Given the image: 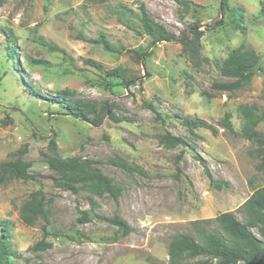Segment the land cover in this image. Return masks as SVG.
Segmentation results:
<instances>
[{
	"label": "rangeland",
	"instance_id": "374dc122",
	"mask_svg": "<svg viewBox=\"0 0 264 264\" xmlns=\"http://www.w3.org/2000/svg\"><path fill=\"white\" fill-rule=\"evenodd\" d=\"M190 1L4 0L0 165L28 145L24 160L37 176L0 180V227L9 229L10 247L16 252L9 256L13 264H170L171 239L180 233L198 237L194 221L228 211L246 221L243 205L264 185V173L257 168L261 145L243 134L239 106L256 104L264 112V0H228V8L221 7L222 0ZM142 3L177 35L198 25L203 31L198 65L182 54L177 40L151 43L139 20ZM35 32L66 49L67 55L35 42ZM101 35L121 52L92 42ZM243 42L261 55L263 67L234 92L216 87L232 80L220 67ZM136 52L150 54L140 58ZM87 59L105 70L123 68L131 81L109 76ZM61 90L70 96H60ZM68 98L96 103L102 123L69 113ZM105 103L113 110L103 112ZM228 111L234 132L221 124ZM185 118L207 120L218 133L202 127L191 131L183 124ZM257 129L264 137V119ZM168 133L183 142L167 146L163 139ZM54 137L62 157L95 160L120 186L119 196L87 189L73 193L57 186L55 179L61 176L41 154L49 151ZM119 158L142 172H128L112 162ZM39 188L53 198L48 235L43 219L29 225L21 214L24 202ZM115 216L132 230L124 233L108 220ZM252 231L260 237L256 228ZM199 259L210 257L185 262ZM0 264L5 263L0 259Z\"/></svg>",
	"mask_w": 264,
	"mask_h": 264
},
{
	"label": "trees",
	"instance_id": "16d2710c",
	"mask_svg": "<svg viewBox=\"0 0 264 264\" xmlns=\"http://www.w3.org/2000/svg\"><path fill=\"white\" fill-rule=\"evenodd\" d=\"M176 1L191 3L190 0ZM3 2L4 0H0V7L3 5ZM228 6V0L221 1L222 8H228ZM139 10L142 32L151 38L152 44L177 40L182 45V54L189 58L194 65H198L201 38L203 36V31L199 29L198 25H192L189 29L177 35L168 30L162 23L156 21L143 3L139 6ZM262 11L264 12V2ZM7 33L12 40L16 39L11 31H7ZM32 39L54 51H59L67 55L66 49L51 43L43 35L35 32ZM91 40L92 42L102 43L109 51L121 52L104 35ZM137 54L142 58L150 53L139 52ZM85 61L91 66L104 70L109 76L120 77L126 82L131 81L127 78L123 68L105 70L102 64L92 59ZM262 67L261 55L250 44L243 42L229 52L220 67L221 73L224 76L231 77L232 80L224 83H216V87L234 92L248 84L255 70ZM32 90L35 91L37 89L32 86ZM67 92L68 90H61L59 94L60 96L64 95L66 98L70 96ZM38 93L40 92L38 91ZM60 96L58 98H62ZM67 102L69 103L65 101L67 111L72 115L85 118L95 125L102 123L103 116L97 115L98 108L96 103L74 98H68ZM110 109L113 110L112 106L107 103L103 105V112H107ZM239 112L243 120V134L248 138L256 139L261 145L262 155L257 168L264 173V137H260L257 129L259 123L264 119V112L260 111L256 104L247 103L239 106ZM110 114L115 121H120L116 115L113 113ZM91 115L94 116L90 117ZM231 117V113L229 111L226 112L221 124L225 129L234 132L235 129ZM183 124L191 131L202 127L209 128L215 134L218 133V130L212 124L201 118H185ZM163 142L167 146H176L181 144L183 140L180 137L168 133L164 137ZM27 150L28 145H25V147L20 148L14 153L15 159L5 161L0 165V180L9 177L24 180L37 179V176L30 170V163L24 160ZM41 154L49 166L60 174L61 178L55 179L57 186L73 193H78L81 189H87L97 194L108 192L115 198L119 196L120 186L115 185L106 177L97 166L95 160L77 156L65 158L59 155L58 143L55 137L50 141L49 151H41ZM112 162L119 165L125 171L137 170L142 172L139 166L131 165L128 161L121 158L114 159ZM206 171L213 184L221 188L220 181L214 179L207 167ZM52 200V196L48 197L44 189L39 188L29 195L21 209L25 223L29 225L34 224L37 219H43L45 221L43 224L45 235H48L47 224L50 220L49 204ZM243 206L246 211L245 222L240 220L234 212L228 211L217 215L215 218L194 221L192 224L198 237H195L192 233L175 235L169 244L170 264H189L185 260L202 258L204 256H209L210 260L199 259L193 264H264V185L256 189ZM82 218L87 219V214L84 213ZM108 220L120 229H123L124 233L132 230L127 221L119 216L109 218ZM0 228L3 230V234L0 236V259L5 264H13L9 256L16 254V252L10 247L9 229L6 224H1ZM252 228L258 230L260 237L252 231ZM41 242H44V240ZM213 259L216 262H212Z\"/></svg>",
	"mask_w": 264,
	"mask_h": 264
}]
</instances>
